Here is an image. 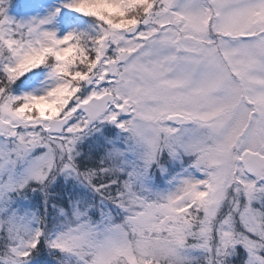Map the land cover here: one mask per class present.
<instances>
[{
  "label": "snow or ice",
  "instance_id": "6c2138e0",
  "mask_svg": "<svg viewBox=\"0 0 264 264\" xmlns=\"http://www.w3.org/2000/svg\"><path fill=\"white\" fill-rule=\"evenodd\" d=\"M0 264H264V0H0Z\"/></svg>",
  "mask_w": 264,
  "mask_h": 264
}]
</instances>
